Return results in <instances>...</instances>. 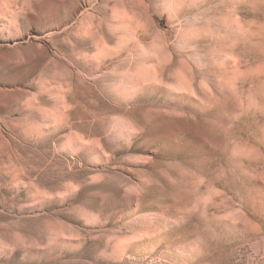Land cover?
<instances>
[{
  "label": "rangeland",
  "instance_id": "obj_1",
  "mask_svg": "<svg viewBox=\"0 0 264 264\" xmlns=\"http://www.w3.org/2000/svg\"><path fill=\"white\" fill-rule=\"evenodd\" d=\"M0 264H264V0H0Z\"/></svg>",
  "mask_w": 264,
  "mask_h": 264
}]
</instances>
